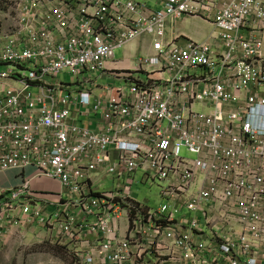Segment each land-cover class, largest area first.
Returning a JSON list of instances; mask_svg holds the SVG:
<instances>
[{
	"label": "built area",
	"instance_id": "2783aa9c",
	"mask_svg": "<svg viewBox=\"0 0 264 264\" xmlns=\"http://www.w3.org/2000/svg\"><path fill=\"white\" fill-rule=\"evenodd\" d=\"M17 12L0 34V64L22 69L0 73L17 85L0 89V172L34 166L62 190L49 213L29 181L14 188L0 238L38 222L81 245L85 264H264V0H20ZM198 15L218 47L169 32ZM141 38L153 54L139 71L157 76L126 83L123 71L125 85L102 86L115 50ZM76 107L103 125L78 126ZM140 171L165 185L164 207L133 198ZM99 173L116 192H98ZM88 236L101 244L86 250Z\"/></svg>",
	"mask_w": 264,
	"mask_h": 264
},
{
	"label": "rangeland",
	"instance_id": "374dc122",
	"mask_svg": "<svg viewBox=\"0 0 264 264\" xmlns=\"http://www.w3.org/2000/svg\"><path fill=\"white\" fill-rule=\"evenodd\" d=\"M149 5L156 8L158 0H146ZM20 0H0V34L10 33L18 19L17 5ZM200 20V19H198ZM204 20V19H203ZM200 21L187 22L184 31L195 36L196 39L203 40L200 34L206 29L201 28ZM205 21V20H204ZM196 22V23H195ZM124 49L115 50V59L121 60L124 58ZM10 69H18V66L7 64ZM6 68L5 66H2ZM145 76V74H137ZM61 80L73 83L77 78L71 76L68 72L59 76ZM109 77L106 80H101L100 83L106 88L112 86L125 85L124 81L115 80ZM82 125V123H81ZM85 127H93L94 125L86 121ZM83 125V126H84ZM182 156L195 159L196 156L186 148L182 151ZM143 172L137 175V184L132 187L133 198L141 203H145L152 208L164 207L167 204L166 200L161 198L162 188L165 186L154 180L142 183ZM97 182V181H96ZM102 191L109 193L115 191L120 182L117 178L107 177L100 181ZM53 192V191H51ZM57 194L53 198L57 201ZM187 212H185V215ZM198 215L186 216L187 219L197 218ZM202 221L201 215H199ZM0 264H85L82 258V247L71 241L68 236L60 235L54 227L42 225L38 222H31L12 228L5 237L0 238Z\"/></svg>",
	"mask_w": 264,
	"mask_h": 264
},
{
	"label": "crops",
	"instance_id": "0c3cea01",
	"mask_svg": "<svg viewBox=\"0 0 264 264\" xmlns=\"http://www.w3.org/2000/svg\"><path fill=\"white\" fill-rule=\"evenodd\" d=\"M198 19L202 20L200 22L201 25H198V26L206 29L203 33L200 34L202 37H204L203 40L196 39L195 36H193L192 34H189L183 30L187 22L200 21ZM169 32L172 33V36H178L179 35V39H183V42H186L187 40L188 41L193 40L196 42H207V43H210L211 45H214L216 47H218V44L220 43V39L218 37V30L213 26V23L210 22V20H208L207 18L201 17L200 15H198L196 17H187V18L185 17V19L176 21L174 23L173 28H170ZM56 38H57V40H59V37H56ZM123 54H124L123 59H121V60L114 59V61L107 63L106 73L103 75L102 78L100 77L101 79L99 78V80H106L107 78H109L111 76L113 78L114 77L118 78L119 76H121L123 71H127V72L131 71L129 73L132 74V78L130 79L129 82H126V83H133V82L135 83V82L145 81V80H148L149 78L151 79V78H155L157 76V75H154L153 73H151L150 71H143V72L139 71L140 59L145 57V56L153 54L152 41L150 39L141 38V39H137V40L133 41L132 43L128 44L124 48ZM2 66H5L6 68H3ZM9 69H10V67L7 64H0V73L8 71ZM16 70L22 71V69H20L19 67ZM149 70H151V69H149ZM201 73L202 72H200L198 74H201ZM137 74H142V75L145 74L146 77L145 76L140 77V75H137ZM189 75L193 76L190 73H189ZM98 77L99 76H96V78H98ZM162 77H163V79H168L170 77V73L164 72ZM115 80H121V81L125 82V80L119 79V78L115 79ZM67 83H69V82H67ZM13 84H14V86H17L14 83V81L0 80V89L5 90L6 87L11 89ZM77 84H78L77 82H73V83H70L68 86L72 90H74V88ZM113 87H117V86H113ZM103 94H105V93H102L100 95H103ZM78 109L79 108L76 107L74 109V112H73V118L75 120V123L78 124V126L85 127L84 123L86 121H89L91 123V125L93 124L94 126L93 127L89 126V127H85V128L96 129V128L101 127L103 125L101 114H95L87 108L86 111L84 112V115H81L78 113ZM195 110L203 111L204 113L212 112L208 106H205L203 104L196 105ZM81 123H82V125H81ZM138 174H140V173H137L136 175L133 176L134 185L137 184V181H138L137 175ZM105 178H107L105 173L104 174L99 173V175H97L95 182L97 181L96 183L98 184V188H97V190L99 189L98 192H103L102 191V184H100V181L102 179H105ZM27 181H29L31 188H32V193L36 197L43 199L44 201L50 202V206L48 208L49 213H52L55 210H58L59 207H57L58 205L56 203L59 200H58V198H56L57 201H54L53 198L55 197L56 194L58 197V195L61 193V190H62L61 185L59 184L58 181H56L50 177L39 176V170L34 166H29L25 169H12V170H8V171L0 172V197H3L1 202H5L8 199L10 192L14 188H17V187L24 185V183ZM141 182L146 183L148 181L143 176ZM117 189H118V187L116 189H114L115 191H112L109 193L116 192ZM51 191H53V192H51ZM131 193H132V190H131ZM141 204L147 205L145 203H141ZM148 207H150V206H148ZM76 211H78V210L76 209ZM77 215H79V212L77 213ZM118 225H119L120 235L124 236L126 234L125 232H126V226H127L126 219L120 218ZM87 240L90 242V245L86 246L87 247L86 250L91 249V247L97 248L98 244H101L96 238H93L92 236H88Z\"/></svg>",
	"mask_w": 264,
	"mask_h": 264
},
{
	"label": "trees",
	"instance_id": "16d2710c",
	"mask_svg": "<svg viewBox=\"0 0 264 264\" xmlns=\"http://www.w3.org/2000/svg\"><path fill=\"white\" fill-rule=\"evenodd\" d=\"M2 199H3V197H0V204H1Z\"/></svg>",
	"mask_w": 264,
	"mask_h": 264
}]
</instances>
